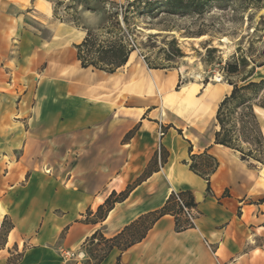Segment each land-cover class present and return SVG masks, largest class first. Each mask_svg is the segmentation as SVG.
<instances>
[{
    "label": "crops",
    "instance_id": "0c3cea01",
    "mask_svg": "<svg viewBox=\"0 0 264 264\" xmlns=\"http://www.w3.org/2000/svg\"><path fill=\"white\" fill-rule=\"evenodd\" d=\"M28 16L50 35L30 32ZM65 28L81 35L62 44ZM85 35L54 18L51 0H0V230L6 219L12 224L0 264L10 258L66 264L71 256L83 264L84 242L96 230L113 237L161 208L172 191L187 190L196 203L193 227L177 231L174 216L166 214L141 241L123 252L114 248L102 264H116L118 257L120 264H264V165L252 169L214 143L223 98L203 95L207 86L198 97L201 86L193 82L177 90L179 70L151 68L137 51L113 72L83 67L74 44ZM29 36L38 41L36 50H13ZM169 105L193 107L176 121L168 119ZM186 139L193 152L207 150L219 162L211 193L184 163L190 159ZM161 146L168 157L159 170L104 221H81L133 183Z\"/></svg>",
    "mask_w": 264,
    "mask_h": 264
},
{
    "label": "trees",
    "instance_id": "16d2710c",
    "mask_svg": "<svg viewBox=\"0 0 264 264\" xmlns=\"http://www.w3.org/2000/svg\"><path fill=\"white\" fill-rule=\"evenodd\" d=\"M71 1V8H76L77 6L93 7L95 3H100L105 8L108 4L124 8L126 13L122 19L124 24L129 19L127 12L134 13L137 9L148 14L158 10L170 14L201 16L213 7L223 9L230 3L236 2L239 10L243 12L252 10V13L248 15V19L252 20L253 11L264 8V0H127L126 4H120L113 0ZM51 2L53 4L54 18L86 32L84 39L79 44H74L78 60L83 67L91 66L113 72L127 63L129 55L134 51V46L136 45H132L123 33L122 21L118 19V11L110 13L105 23L98 27L99 30L109 34L107 39L98 41V38L94 37L96 35H93L92 29L80 26L76 19L64 20L60 18L57 12V4L60 2H55L54 0H51ZM142 4H144V7L141 8ZM261 29L264 30V14L261 15L259 24L254 28V31L259 32ZM260 41V37L257 40H251L247 47H244L242 42H239L236 52L227 60L226 65L223 67L226 81L232 86V89L218 104L215 113L217 128L214 133L215 144L229 148L248 167L257 170L264 165V130L256 110V108L264 109V78L253 79L257 68L264 66V50L259 52L257 47V43ZM216 51H218L216 47L208 49L210 58L211 54ZM256 52H259V54L257 55ZM142 57L145 59L143 55ZM176 129L179 134L183 135L182 129ZM136 130L137 126L125 135L124 140L127 141L132 138ZM186 140L190 143V159L184 161V163L189 165L190 170L207 181V191L211 193L210 179L218 168L219 162L207 150L201 153L193 152L191 142L188 139ZM167 157L168 152L161 146L160 151L155 153L147 168L133 183L129 184L123 191H113L94 214L88 209L81 221L86 223L104 221L117 203L123 202L136 186L166 163ZM177 197L182 199L183 205L177 201ZM183 206L188 208L196 207L192 192L188 190L172 191L161 208L141 215L138 219L125 226L117 235L106 237L101 229L96 230L84 242L83 247L88 258L83 264H102L114 248H118L121 252L125 251L133 244L141 241L154 223L166 214L174 216L177 231L193 227L194 223L184 215ZM11 228V222L7 221V219L4 220L0 230V245L2 241L6 240ZM18 260L14 261L10 258L8 264H16ZM116 264H120V257H118Z\"/></svg>",
    "mask_w": 264,
    "mask_h": 264
},
{
    "label": "rangeland",
    "instance_id": "374dc122",
    "mask_svg": "<svg viewBox=\"0 0 264 264\" xmlns=\"http://www.w3.org/2000/svg\"><path fill=\"white\" fill-rule=\"evenodd\" d=\"M54 1L60 2L57 4L60 18L64 20L76 19L80 26L92 29L93 35H96L94 37L98 38V41L109 37L108 33L99 30L98 27L105 23L110 13L118 11V19L122 21L123 33L132 45H136L134 46V55L135 51L141 53L152 67L176 68L182 75L177 90L191 82L197 83L201 86L198 97L203 94L205 86H207L203 94L205 96L214 90L217 93L222 91L221 98H223L225 93L231 91L232 86L226 81L223 67L236 52L239 42L247 47L251 40H257L260 37L261 41L257 43L258 51L264 50V30L254 31V28L259 24L261 15L264 14V8L253 11L252 20L248 19L252 10L243 12L238 9L239 6L236 2L230 3L223 9L213 7L201 16L170 14L158 10L148 14L137 9L134 13L127 12L129 19L124 24L122 20L123 15L126 14L124 8L111 4L105 8L100 3H95L93 7L71 8V0ZM113 1L120 4L127 2V0ZM140 7H144V4ZM26 23L25 26H29L30 32L40 31V35L45 37L51 33L48 26H41L31 16H28ZM65 29V35L61 37L62 44L68 43L69 39H77L78 35H81L76 34V36V32L73 30ZM13 44V50L26 54L32 48L36 50L39 43L36 38L29 36L24 42L17 41ZM213 47H216L218 51L213 52L210 58L208 49ZM259 52H256L257 55ZM262 78H264V66L257 68L253 76L255 80ZM192 107L169 105L167 107L168 119L177 121L182 117L186 118ZM256 109L264 130V111L259 110L260 108ZM161 128L160 133L164 131L165 127ZM2 238L4 239V237ZM17 257H19L17 254L13 256L14 259ZM75 257L71 256L66 264H77L79 259Z\"/></svg>",
    "mask_w": 264,
    "mask_h": 264
},
{
    "label": "built area",
    "instance_id": "2783aa9c",
    "mask_svg": "<svg viewBox=\"0 0 264 264\" xmlns=\"http://www.w3.org/2000/svg\"><path fill=\"white\" fill-rule=\"evenodd\" d=\"M163 133V132H162ZM161 133V134H162ZM177 201L183 205V202H182V199L177 197ZM184 207V215L185 217H187L188 219H190L191 222H195V219H196V212L194 210V208H188L186 206H183Z\"/></svg>",
    "mask_w": 264,
    "mask_h": 264
},
{
    "label": "bare ground",
    "instance_id": "6f19581e",
    "mask_svg": "<svg viewBox=\"0 0 264 264\" xmlns=\"http://www.w3.org/2000/svg\"><path fill=\"white\" fill-rule=\"evenodd\" d=\"M217 80H220L219 78H217ZM231 86V85H230ZM229 92V91H228ZM209 95H212L214 97H216L217 99L222 97V91L221 92H215L214 90H212L211 92L208 93ZM13 239V237L11 238Z\"/></svg>",
    "mask_w": 264,
    "mask_h": 264
}]
</instances>
